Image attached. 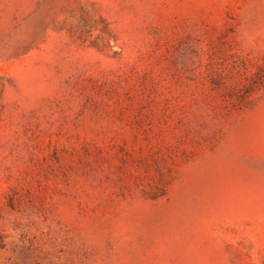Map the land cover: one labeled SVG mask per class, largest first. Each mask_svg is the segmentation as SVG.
<instances>
[{
  "label": "rangeland",
  "instance_id": "1",
  "mask_svg": "<svg viewBox=\"0 0 264 264\" xmlns=\"http://www.w3.org/2000/svg\"><path fill=\"white\" fill-rule=\"evenodd\" d=\"M0 264H264V0H0Z\"/></svg>",
  "mask_w": 264,
  "mask_h": 264
}]
</instances>
